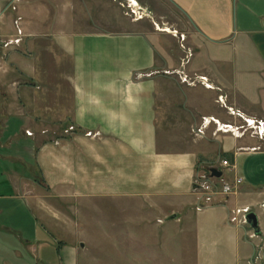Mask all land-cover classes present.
I'll return each instance as SVG.
<instances>
[{"label":"crops","instance_id":"1","mask_svg":"<svg viewBox=\"0 0 264 264\" xmlns=\"http://www.w3.org/2000/svg\"><path fill=\"white\" fill-rule=\"evenodd\" d=\"M53 1L42 17L40 0H0V160L23 169L8 174L15 207L0 206V264H102L71 220L90 200L115 203L116 259L127 234L143 264H264V128L234 137L212 121L264 127V0H160L179 33L162 11L159 31L79 30ZM209 167L241 182L204 203L192 185Z\"/></svg>","mask_w":264,"mask_h":264},{"label":"rangeland","instance_id":"2","mask_svg":"<svg viewBox=\"0 0 264 264\" xmlns=\"http://www.w3.org/2000/svg\"><path fill=\"white\" fill-rule=\"evenodd\" d=\"M40 1L41 5L44 8V11L42 9V17H47L49 13V7L51 6V4L53 5L54 1ZM58 1L60 2L62 0H57V3ZM9 4L10 3H8V6ZM161 5L162 4L160 0H63V3H61V8L59 9V13H62V11H66V13L69 14V17L73 20V28H79V30H91L92 28L96 27L108 31H159L161 28H165L166 26L163 23L164 21L160 17L162 11L166 16V20H168V22L174 23L172 26L175 27L176 33H179L180 30H186L185 20L180 15L176 14L175 10L169 8V10L167 11L165 9V4H163V8H161ZM7 12L12 13L9 7H7ZM179 43L180 39H177L173 40L170 44L174 48L176 46L181 48L179 46ZM157 44L159 45L160 43L157 42ZM186 44L187 42L183 41L184 49L188 47ZM14 46L20 52H28L26 51V47H24L21 43H14ZM7 61L10 62L9 59ZM24 62L25 64H31V61L29 59H25ZM155 66H158L157 61ZM12 77H16L15 72H11L9 78ZM23 80L26 81L27 79L24 78ZM169 86L172 88L171 90L167 91L170 97L179 99L180 94L175 89L174 84ZM160 97L161 94L159 90H157V98ZM59 126L61 125L56 126V129ZM43 128L44 131H41ZM47 128L48 126L42 122L36 123V130L40 132L39 141L45 140L47 138ZM245 135L247 134L245 133ZM21 169L22 167L16 162L0 160V194L4 195V197L0 198V206L5 210L11 209L12 206L15 207L14 205H11V202L13 200L5 197V195L12 194V189L9 185L8 174H22V171H20ZM44 192H46V190L40 188V193ZM197 196L200 195L197 193ZM201 197L202 196H200L199 198ZM48 202L50 210L53 209L61 211L63 213L66 209H68L65 207V203L61 202L58 199H51ZM66 204L69 205V203ZM17 206L18 209H21V202H18ZM75 206L77 207H75V210H73V212H75L78 217H74L71 220L73 223L76 222L77 225L82 223L81 229L83 235L81 236L84 240L87 239L92 241L93 244H98L97 246L94 245L93 247L92 244H89V246L91 247V255L98 257V259L100 260L99 263H127L128 261L124 257L128 255V253H132L133 255H135V264H143V260L138 258L140 257L139 253H143L144 251L141 247V244H139L138 241L134 240H131L130 242L127 239V234L121 235L120 237L118 236L120 240L119 246L124 247L125 250L120 251L118 259L115 258V224H122L118 221V219H115V203L90 200L82 204L75 203ZM81 209L82 211H80ZM55 222L56 225L64 226V222L61 218H56ZM79 228L77 232H79L80 234L81 230H79ZM99 231H101L102 233H100ZM104 231L107 232L105 233ZM62 237L65 238L66 236L64 235ZM129 245L133 247V249L126 250V247ZM119 256L121 257L119 258Z\"/></svg>","mask_w":264,"mask_h":264},{"label":"built area","instance_id":"3","mask_svg":"<svg viewBox=\"0 0 264 264\" xmlns=\"http://www.w3.org/2000/svg\"><path fill=\"white\" fill-rule=\"evenodd\" d=\"M196 80L207 86V80L203 76H196ZM183 80L189 81L190 83L194 82V78H189L186 76L182 77ZM217 100L220 104H223L222 96L219 95ZM227 111L231 114L234 113L231 107H227ZM216 125V128L221 131H227L231 135L239 136L242 135L245 131H249L251 135H256L258 137H262L263 134V123L260 120H256L253 118H243V122L239 124L226 123V124H218L217 121L212 120ZM220 165L223 167H228L230 163L226 159H220ZM208 172V170H207ZM241 182L240 177H234L231 180H219V178L209 176V172L200 178H195L193 180V191L202 196V200L204 203L210 202L211 200H215L217 198H224L225 196L233 193L235 191L236 186Z\"/></svg>","mask_w":264,"mask_h":264},{"label":"water","instance_id":"4","mask_svg":"<svg viewBox=\"0 0 264 264\" xmlns=\"http://www.w3.org/2000/svg\"><path fill=\"white\" fill-rule=\"evenodd\" d=\"M208 172H209V176L211 177H219L221 174V171L215 167H209L208 168ZM245 221L252 227L255 229L256 226V220H255V216L252 212H248L245 215Z\"/></svg>","mask_w":264,"mask_h":264},{"label":"trees","instance_id":"5","mask_svg":"<svg viewBox=\"0 0 264 264\" xmlns=\"http://www.w3.org/2000/svg\"><path fill=\"white\" fill-rule=\"evenodd\" d=\"M224 156L226 155V156H231V154L230 153H222Z\"/></svg>","mask_w":264,"mask_h":264}]
</instances>
